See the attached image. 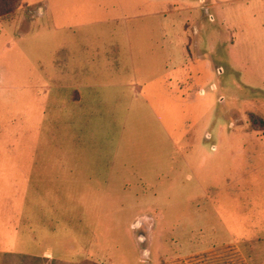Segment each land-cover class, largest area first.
Instances as JSON below:
<instances>
[{
	"label": "rangeland",
	"instance_id": "rangeland-1",
	"mask_svg": "<svg viewBox=\"0 0 264 264\" xmlns=\"http://www.w3.org/2000/svg\"><path fill=\"white\" fill-rule=\"evenodd\" d=\"M260 119L264 0H22L0 19V264H264Z\"/></svg>",
	"mask_w": 264,
	"mask_h": 264
},
{
	"label": "trees",
	"instance_id": "trees-1",
	"mask_svg": "<svg viewBox=\"0 0 264 264\" xmlns=\"http://www.w3.org/2000/svg\"><path fill=\"white\" fill-rule=\"evenodd\" d=\"M22 0H0V19L8 18L12 16L20 7ZM255 119V117L253 116ZM255 123L253 121L255 128L257 129H264V120L260 119ZM20 258V264H65L60 261H57L55 259H49L46 257H39V256H26V255H21L19 256ZM81 264H96L93 262H84Z\"/></svg>",
	"mask_w": 264,
	"mask_h": 264
},
{
	"label": "crops",
	"instance_id": "crops-1",
	"mask_svg": "<svg viewBox=\"0 0 264 264\" xmlns=\"http://www.w3.org/2000/svg\"><path fill=\"white\" fill-rule=\"evenodd\" d=\"M42 9V8H41ZM225 23H227L226 22V19L225 20H223ZM229 25H227V27H228ZM170 28H173V26L170 24ZM168 30V29H167ZM165 32V37L167 36V39L170 41V47H169V51H170V53H172V55H173V52H175V50H176V47H177V43L175 42V39L173 38V35L172 34H170V33H168L167 31H164ZM141 42V41H140ZM174 47V48H173ZM176 52H177V50H176ZM175 52V53H176ZM177 77V76H176ZM176 77H174V78H176ZM137 90L140 92V91H142V88L141 87H139V88H137ZM79 97V96H78ZM78 102H81V103H83V101H82V98H80V99H78ZM255 140H254V142H255V144H254V146H253V148H252V152H253V154H254V156H255V154L257 155V156H263L264 155V133H259V132H256V135H255V137H253ZM261 166H259L258 167V169H257V171H260V170H262V168H260ZM96 171H98V169H96Z\"/></svg>",
	"mask_w": 264,
	"mask_h": 264
}]
</instances>
